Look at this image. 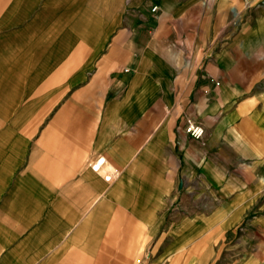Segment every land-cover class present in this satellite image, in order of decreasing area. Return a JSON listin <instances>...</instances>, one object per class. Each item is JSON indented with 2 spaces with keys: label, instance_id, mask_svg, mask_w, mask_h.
Listing matches in <instances>:
<instances>
[{
  "label": "crops",
  "instance_id": "0c3cea01",
  "mask_svg": "<svg viewBox=\"0 0 264 264\" xmlns=\"http://www.w3.org/2000/svg\"><path fill=\"white\" fill-rule=\"evenodd\" d=\"M211 1L0 0L9 12L0 31L22 35L24 53L53 52L33 73L64 93L44 130L38 109L7 120L31 130L8 125L0 134V264H89L91 221L108 204L168 200L177 125L188 115L204 135L182 132L184 159L202 167V146L213 171L218 156L231 162L228 153L264 166V72L250 70L251 59L264 60V8L224 23ZM240 57L242 87L232 77ZM239 88L259 91L248 96V115L227 104ZM111 169L118 174L108 182Z\"/></svg>",
  "mask_w": 264,
  "mask_h": 264
},
{
  "label": "rangeland",
  "instance_id": "374dc122",
  "mask_svg": "<svg viewBox=\"0 0 264 264\" xmlns=\"http://www.w3.org/2000/svg\"><path fill=\"white\" fill-rule=\"evenodd\" d=\"M211 2L218 8L224 23L229 20L238 24L246 12L254 19L258 10L264 8V0ZM8 13L0 9V22ZM5 35L7 37H3ZM22 39L16 32L8 36L7 32L0 31V134L8 125L10 130L18 127L31 130V123L8 124L7 120L13 115L37 114L38 109L42 110L40 126L44 130L53 111V100H62L64 94L53 91V80L48 74L33 73L43 61H49L47 57L53 52L41 51L45 56L33 55L31 51L24 53L18 42ZM9 41L15 46L11 51L6 49ZM233 51L241 56V49ZM235 61L238 69L232 77L242 87L245 84L241 83V57ZM250 63L251 74L258 72L259 66L264 72V60L251 59ZM259 78L264 84V75ZM256 92L259 91L248 92L241 88L228 92L227 104L229 108L239 106L241 115H248V108L244 107L249 105L248 96ZM189 120L195 122L188 115L181 126L177 125L180 134L175 146L180 157L169 160V168L177 175L174 181L177 186L170 187L168 200L134 202L131 196L127 202L108 204L110 209L107 207L106 214H96L97 218L91 221L89 264H95L99 258L104 264H264V166L260 165L258 170L253 156L228 153L231 162L228 164L218 156L219 169L213 171L215 168L208 161V157L213 156L204 154L202 146L200 150L196 148L203 161L204 156L207 157L202 167L193 159H184L180 153L182 132L191 136L187 132ZM1 143L2 139L0 146ZM155 165L160 167V163ZM190 178L196 179L193 187L185 184ZM214 183L218 186H212ZM225 183L226 186H221ZM115 205L120 209L114 210ZM123 207L132 211L125 212ZM233 215L239 217L233 219Z\"/></svg>",
  "mask_w": 264,
  "mask_h": 264
},
{
  "label": "built area",
  "instance_id": "2783aa9c",
  "mask_svg": "<svg viewBox=\"0 0 264 264\" xmlns=\"http://www.w3.org/2000/svg\"><path fill=\"white\" fill-rule=\"evenodd\" d=\"M157 10V7L152 8V11L155 12ZM187 125V132L191 134L193 138L201 139L204 135V129L201 125L193 122L192 120H189ZM105 158H98L96 162L93 164L92 168L96 171H100V168L105 164ZM118 174L117 170L111 169L107 175H103L105 180L108 182H111L116 175Z\"/></svg>",
  "mask_w": 264,
  "mask_h": 264
},
{
  "label": "bare ground",
  "instance_id": "6f19581e",
  "mask_svg": "<svg viewBox=\"0 0 264 264\" xmlns=\"http://www.w3.org/2000/svg\"><path fill=\"white\" fill-rule=\"evenodd\" d=\"M109 172V171H106V173Z\"/></svg>",
  "mask_w": 264,
  "mask_h": 264
}]
</instances>
